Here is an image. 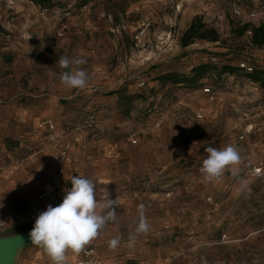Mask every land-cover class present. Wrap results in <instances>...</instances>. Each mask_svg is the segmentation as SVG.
Masks as SVG:
<instances>
[{"label": "rangeland", "instance_id": "374dc122", "mask_svg": "<svg viewBox=\"0 0 264 264\" xmlns=\"http://www.w3.org/2000/svg\"><path fill=\"white\" fill-rule=\"evenodd\" d=\"M68 1L41 8L0 0V220L26 211L52 187L56 157L67 149L68 180L83 175L93 179L97 199L105 192L119 197L117 220L107 226H118L120 241L125 220L132 218L133 232L144 205L150 231L138 237L128 264L150 260L143 244L155 236L162 247L178 243L179 253L189 252L176 264H264V176H252L264 162L262 88L243 76H211L197 88L163 87L157 79L210 61L264 68L251 35L235 33L239 24L264 22V0H91L68 18L55 13ZM196 17L220 41L182 47ZM60 56L86 60L79 66L88 74L85 89L60 83ZM122 97L135 99L129 104ZM248 126L253 130L242 140ZM229 144L243 157V192L230 172L217 183L199 172L205 148ZM20 226L9 223L0 234ZM16 264L50 259L30 245Z\"/></svg>", "mask_w": 264, "mask_h": 264}, {"label": "clouds", "instance_id": "9594fccd", "mask_svg": "<svg viewBox=\"0 0 264 264\" xmlns=\"http://www.w3.org/2000/svg\"><path fill=\"white\" fill-rule=\"evenodd\" d=\"M85 63L83 58L60 56L56 64L65 69L60 74V83L68 89H85L89 83L88 74L79 67ZM205 152L208 155L199 169L205 182L217 183L225 172H230L240 185L238 190L243 192L247 189L248 181L240 176L243 157L236 146L229 144L220 149L207 147ZM70 182L71 188L65 189L62 202L55 207L48 205L45 211L40 212L28 234L31 244L42 248L47 254L50 264H69L68 254L82 253L109 223L116 222L117 208L121 207L119 197L112 199L109 192L97 199L95 183L91 178L75 175ZM137 211L139 215L135 230L128 235L129 247L136 243L141 234H147L151 227L143 204L138 206ZM119 243L120 237H114L108 241V247L115 249Z\"/></svg>", "mask_w": 264, "mask_h": 264}, {"label": "trees", "instance_id": "16d2710c", "mask_svg": "<svg viewBox=\"0 0 264 264\" xmlns=\"http://www.w3.org/2000/svg\"><path fill=\"white\" fill-rule=\"evenodd\" d=\"M40 6L41 8H53L56 6L58 0H28ZM91 1V0H90ZM85 2L84 4H87ZM83 4V5H84ZM248 32H251L250 46L254 48H261L264 45V22L258 26L251 23H245L242 25H237L235 28V33L237 36H246ZM196 41H207V42H218L220 41V35L218 31L210 27L204 22L201 17H196L190 24L188 30L181 37V46L184 48L189 47ZM243 62V61H242ZM250 65H254V61L248 62ZM255 66V65H254ZM214 76L217 79H223L228 77H239L250 80L256 85L264 88V68H259L255 66V71L251 74L246 73L238 64H232L231 62H221L213 63L207 62L193 67L189 74H181L179 72L170 71L166 74L158 76V81L163 87L168 85L171 86H186L188 88H197L199 83L208 78ZM129 104L133 102V97L125 98ZM70 182V180H68ZM71 183V182H70Z\"/></svg>", "mask_w": 264, "mask_h": 264}, {"label": "built area", "instance_id": "2783aa9c", "mask_svg": "<svg viewBox=\"0 0 264 264\" xmlns=\"http://www.w3.org/2000/svg\"><path fill=\"white\" fill-rule=\"evenodd\" d=\"M87 1L89 2L90 0H69L67 6L64 9L56 10L55 13H57L58 15H62L64 18H68L72 15L76 8H78L80 5H83ZM49 10L50 9H45L44 12L48 13ZM233 12L236 17H243V11L240 8L235 7L233 9ZM250 16L256 17V14L253 13ZM248 35H252L251 32H248ZM259 49L261 52L264 53V45ZM212 60L214 62L216 61L215 59ZM238 66L240 67V69H242L248 74H251L255 71V66L250 65L247 62H240ZM143 85L144 84H141V86ZM262 91L264 93V88H262ZM204 93L209 95L211 100H214V93L212 91V87L206 86L204 88ZM198 117L203 118L202 112H198ZM252 130L253 127L248 126L244 134L241 135L240 138L243 140L246 135L252 132ZM133 142L135 143L136 141L133 140ZM67 158L68 151L67 149H64L56 157V172L52 187L38 194L36 198L31 202L26 211L15 214L12 219L0 220V231L5 229L9 223H16L21 225L29 224L35 218H37L40 212L45 211L48 205H52L53 207H55L62 202L63 197L66 194L65 189L71 188V183L68 181L66 176ZM252 176L256 179H260L264 176V162H261L258 166L253 168ZM112 223L113 222L109 224ZM226 239V235L222 236V241H225ZM74 256L75 260L73 262H69V264H107L101 257H99L97 251L91 247H86L82 253Z\"/></svg>", "mask_w": 264, "mask_h": 264}, {"label": "crops", "instance_id": "0c3cea01", "mask_svg": "<svg viewBox=\"0 0 264 264\" xmlns=\"http://www.w3.org/2000/svg\"><path fill=\"white\" fill-rule=\"evenodd\" d=\"M41 192H39V194ZM35 219L31 223H29V225L33 226L35 223ZM132 225H133L132 218H128L125 220V226H126V230H125L126 232L124 231L125 239L124 240L122 239L123 241L121 240L119 245L115 249H110L108 247V241L110 240V236L112 234L121 237V234L118 231V226L116 225L106 226V228L102 231L101 235L87 247L94 248L97 251L99 257H101L107 264H128L126 262V259H131V258L130 257L127 258V256L133 253V248H134L133 247L134 245L132 247L128 246V235L132 231ZM155 237L157 241L154 238V240L151 242H145L144 244L140 243L148 248L150 254L149 256L150 260L146 259L148 261H144L141 264H176L174 263L175 260L189 253L186 250L185 252L183 251L179 253L176 249V247H178V243H171V244H167L165 247H162L161 237L160 236H159L160 238L158 236ZM194 243L195 241H192V244ZM191 248L197 249L198 246L193 247L191 245L190 250ZM68 255H69V262H73L75 260V256L71 253H69Z\"/></svg>", "mask_w": 264, "mask_h": 264}, {"label": "water", "instance_id": "95a60500", "mask_svg": "<svg viewBox=\"0 0 264 264\" xmlns=\"http://www.w3.org/2000/svg\"><path fill=\"white\" fill-rule=\"evenodd\" d=\"M32 227V225L24 224L19 228L0 234V264H16L19 252L33 245L28 239Z\"/></svg>", "mask_w": 264, "mask_h": 264}]
</instances>
